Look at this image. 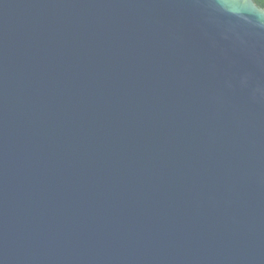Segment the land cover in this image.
I'll return each mask as SVG.
<instances>
[{
  "label": "water",
  "instance_id": "water-1",
  "mask_svg": "<svg viewBox=\"0 0 264 264\" xmlns=\"http://www.w3.org/2000/svg\"><path fill=\"white\" fill-rule=\"evenodd\" d=\"M0 264H264V12L0 0Z\"/></svg>",
  "mask_w": 264,
  "mask_h": 264
},
{
  "label": "clouds",
  "instance_id": "clouds-1",
  "mask_svg": "<svg viewBox=\"0 0 264 264\" xmlns=\"http://www.w3.org/2000/svg\"><path fill=\"white\" fill-rule=\"evenodd\" d=\"M254 6L256 7V9L260 12H264V0H252Z\"/></svg>",
  "mask_w": 264,
  "mask_h": 264
},
{
  "label": "snow or ice",
  "instance_id": "snow-or-ice-1",
  "mask_svg": "<svg viewBox=\"0 0 264 264\" xmlns=\"http://www.w3.org/2000/svg\"><path fill=\"white\" fill-rule=\"evenodd\" d=\"M262 6H264V5H262Z\"/></svg>",
  "mask_w": 264,
  "mask_h": 264
}]
</instances>
